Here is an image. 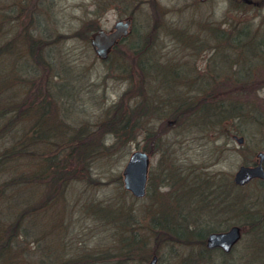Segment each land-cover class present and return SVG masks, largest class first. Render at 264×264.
<instances>
[{"label":"rangeland","instance_id":"374dc122","mask_svg":"<svg viewBox=\"0 0 264 264\" xmlns=\"http://www.w3.org/2000/svg\"><path fill=\"white\" fill-rule=\"evenodd\" d=\"M17 1L0 0V37L6 42L4 47L10 50L12 47L13 52L19 48L18 57L28 55L31 47L36 57L44 59L46 80L43 76L42 82L47 90L54 91L57 84H65V78L70 80L72 90L61 87L60 97L65 103L60 108L58 104L53 105V118L49 120L53 123L56 112L59 124L52 128L57 130L60 125L61 137L69 139L79 135L82 140L74 146L72 156L62 151L56 139L42 147L46 158L51 160L56 155L50 168L54 178L61 180L56 190L59 198L45 203L42 202L45 194L35 195L34 211L24 210L26 206L21 203L13 211L15 208L11 205L9 210L14 212L11 218L7 206L13 195L0 196L2 227L15 214L25 211L17 217L20 231L16 230L7 242L0 232V246L4 241V247L9 244L0 264H14V259L19 264H69L70 261L74 264H117L118 261L119 264H147L153 255L156 256L153 264H264V236L258 237L260 221H254L256 215L259 219L264 213V182H251L242 189L233 188L234 191L225 189L219 182L220 178L232 180L243 161L254 158L255 150L264 149V55L255 53L257 45L253 42L236 50L228 47V58L219 53L221 50L210 54L214 44L205 45L210 41L209 35L213 36L211 33L218 32V28L233 33L247 29L249 36L255 38L256 31L264 35V0H32L21 10ZM126 4L133 6L139 30L149 36L144 43L146 50L141 51L142 60L137 59L144 65L143 76L128 75L132 59L122 56L124 49H115V54L103 61L96 58L88 42L96 22L110 28L117 16L129 13ZM190 34H197L202 42L197 50L183 41ZM164 36H171L175 41L162 39ZM19 37H25L27 44L25 41L19 44ZM136 47L139 49L140 44ZM196 51L199 54L194 57L188 54ZM232 58L241 64L230 66ZM12 62L9 51L2 53L1 50L0 76L12 70ZM250 63L256 65L250 66ZM248 66L257 69L248 70L252 78L260 79L256 81L259 85L253 83L257 91L253 90L254 94L246 86L221 87L219 90L223 92L219 99L215 98L223 102V107L218 109L222 117L217 122L210 121L205 126L201 118L194 122L186 114L175 122L171 107L162 106L159 110L156 106L163 97L173 100L171 96L178 94L186 97L185 103L189 104L200 99L196 96L200 88L196 86H187L181 91L187 74L205 76L201 70L206 68L207 74L211 72L214 77V80L210 78L212 83L223 84L230 80L226 76L229 67L236 72L240 69L239 74ZM206 80L202 77V81ZM209 92L212 91L206 89L205 93ZM202 104L205 116L209 99ZM59 111H62L60 115ZM126 113L131 119L124 131L121 127ZM149 129L160 133V149L149 153L145 195L134 198L123 188L122 169L132 151L150 149L146 136ZM232 133L242 135L244 145L231 139ZM5 146L9 145H0V151H5ZM34 155L38 154L12 156L10 162L2 165L0 181L28 176L26 173L37 164ZM202 179L209 185L194 190ZM34 185L37 194L41 187L38 182ZM236 190L241 195L239 203L226 204L225 200L235 198ZM222 194L224 202L214 199L204 203V195L221 198ZM32 196L26 187L18 189L15 199L19 202ZM118 208L125 213L115 215ZM156 212H160V222L161 217H166L168 223L160 224V230L170 231L172 226L187 237L167 239L163 234L169 235L168 232L160 231V241L157 244L150 241L151 215ZM124 216L125 227L112 220L124 219ZM227 222L241 226L240 238L228 254L212 252L209 261L202 258L204 245L195 235L184 231L189 224L222 227ZM126 231L136 232L147 242L145 247L139 248L143 245L141 241L135 245L127 241L121 254ZM128 249L131 253L126 254ZM148 249L152 251L149 255Z\"/></svg>","mask_w":264,"mask_h":264},{"label":"trees","instance_id":"16d2710c","mask_svg":"<svg viewBox=\"0 0 264 264\" xmlns=\"http://www.w3.org/2000/svg\"><path fill=\"white\" fill-rule=\"evenodd\" d=\"M222 33L219 34L220 37L216 43H214L213 48L210 51V54L213 53L214 51H218L221 50L223 52H220L221 54H224L225 57H229L230 54L227 53L229 52L227 50L228 47H230L232 50H236V49H240L243 45L250 44L248 42H253L255 43V45H257V49H255L258 54H262L264 55V44L262 42H264V35L259 34L258 31H256V38L255 37H250L249 36V30L246 29V31L243 32H225V31H221ZM231 36H234V38H232ZM171 37V36H170ZM245 38H247L246 40H244ZM171 39H174L173 37H171ZM178 39V38H177ZM249 39V40H248ZM145 46H143V48L145 49ZM263 46V48H262ZM129 48H131L129 51L130 52H141L144 49L140 46L139 49H137L136 44H132L129 45ZM146 50V49H145ZM193 51V50H192ZM33 52V51H32ZM32 52L30 53L29 57H27V64H24V66H27L24 69H21L20 72L18 70V68H16V65L12 62L11 63V71L9 72H5L3 73L2 76H0V129L5 130V132L12 134V139L9 143H5L8 144L9 146H5L7 149H5V151H0V170H2V165L6 164L7 162H10L11 157L17 153V150L20 151V153L22 154H38L37 156H40L41 158L44 159H50L51 157H45L43 155L42 152V147L44 146V143L46 145H48L47 143L53 142V139L58 140L59 142L57 143L61 148L62 151L65 152V154L72 156L73 153V148L74 146L77 144V142H80L82 139L80 138L79 135H74L72 137H70L69 139L66 137H61V127L60 125L56 127L57 130H55L54 128H52L54 125L56 126L57 124H59L58 122V114L56 115V112L54 114V119H53V123L52 121H50L49 119H51V117L53 118V113L51 112V108L53 107L54 104H58V108H60L61 104L65 103V99L62 100V98L60 97V93H62L63 90H61V87L64 88L63 85L57 84L55 87V90L53 91H49L47 90V86H45V84L42 82L43 76L45 77L44 73L45 69L47 68V63H45V61H43L44 59H41L39 57H34ZM198 52V51H197ZM216 54V53H215ZM46 60V59H45ZM142 60V59H141ZM104 61V60H103ZM37 63V64H36ZM226 63V62H225ZM254 63V62H253ZM250 63V66L253 64ZM229 64L231 65H239L241 64L240 62L237 61V58H232L229 60ZM264 64V62H263ZM253 65H256L253 64ZM143 63L140 64L139 62H137V59L132 58V64L130 63V67H129V71H128V75L130 76H143ZM209 65H207L208 67ZM246 67V69L243 72H240L239 74L237 73L240 69L234 70L231 69L229 67L228 69V73H226V76L228 79L227 81H223V84L221 83V81H216L213 83H208L207 81H202V77L204 76H198L195 73H193L192 77H184V80L182 81V83H186L188 82L189 84L182 86L181 87V91L183 92L185 89L184 87H195V88H200L198 90H196L197 95L196 96H200L199 100H191L192 103H185V99L186 97L180 96L179 94L177 96H171L173 98H162L163 101H160V104H157L156 106H158L161 108L162 106H166V107H171V111L174 114L175 118L174 121H179L180 117L183 116V114L187 115L188 117H190L192 120L197 121L200 118L202 119V124H204L205 126L208 125V123L211 122H217V119H221V115L220 112L221 110H218L219 108L223 107V102L222 101H218L215 100V98H218L220 96V92H223L222 90H219L221 87L227 86L228 87H242L244 88L245 86L248 87L249 89H251L252 91L255 90L257 91V87L253 85L254 84H258L256 83V81L260 80L258 77L257 78H252L251 75L248 74V70L253 71V70H257L255 67ZM222 67V66H220ZM223 69V68H221ZM221 71V70H220ZM145 72H148V70H145ZM236 72L235 76H232L233 73ZM246 73V75H245ZM19 75L21 76V78L19 77ZM189 75V74H188ZM230 75V77H228ZM23 76H26L25 78H22ZM201 77V78H200ZM254 77V76H253ZM212 79L214 80V77L212 76H207V80L208 79ZM191 80V82H189L188 80ZM46 80V77H45ZM44 80V82H45ZM254 80V81H253ZM168 81V80H167ZM194 82V84H193ZM203 82H205V86H203ZM41 84H43L45 87H42ZM51 84V82L49 81V85ZM199 85V86H197ZM170 87V85L168 86ZM254 87V88H253ZM4 89H7L6 91H2ZM26 88V89H25ZM46 88V89H45ZM25 89V90H24ZM206 89H208L209 92L205 93ZM45 90L47 91V94H45ZM194 90V88L192 89ZM228 90V89H227ZM191 91V90H190ZM255 91L254 94H255ZM225 92V91H224ZM3 93V94H1ZM227 93V92H226ZM4 95V96H3ZM227 96V94H226ZM3 97H6L8 102L7 103H2L1 100H3ZM206 99H209L210 101V105H208V109H206L205 112V116H203L202 114H204V111L202 110V106L204 104H202V101H205ZM219 99V98H218ZM161 100V99H160ZM173 101V103H172ZM179 102V103H178ZM22 104H28L30 106V114L28 116H26L25 118L30 119L29 117H31L32 120H35V122H37L39 128L37 131H34L32 129V125L29 124L27 125L24 129H18V124L16 119L13 117V115H11L7 109L10 108L12 109V111L14 110L15 106L18 105H22ZM212 107H215V109H213ZM160 110V109H159ZM211 110V111H208ZM62 112V111H61ZM61 112H57L59 113V115L61 114ZM9 114V117H6V114ZM133 118H134V113H131ZM123 118L124 120V125L121 127V129H123L124 131H127L129 125L127 124L128 120L131 119V115L130 114H123ZM55 120V121H54ZM50 127V128H49ZM53 132H52V131ZM51 131V132H50ZM57 132L58 134H56L57 136L53 135L52 133ZM36 133V134H35ZM160 133H154L152 131L147 130L146 131V136L147 139L149 140V144H150V149L147 147L142 148L145 152H147L148 154L151 152H158L160 149V137H159ZM146 139V140H147ZM36 141V144L30 149V146H28V143L30 142V144H32L33 142ZM4 145V143L0 142V145ZM152 147V148H151ZM78 151V150H76ZM151 151V152H150ZM29 152V153H28ZM74 152V151H73ZM53 153V152H52ZM149 154V155H150ZM30 155V154H29ZM54 155V154H51ZM53 158H56L53 156ZM57 159V158H56ZM51 160V161H52ZM55 162V160H54ZM22 166L24 167V165L22 164ZM49 169L47 168L45 175H43L42 173L36 174L37 172L31 170L30 172L26 173L28 176H23V175H18L16 177H13L12 179L8 180V179H3L0 181V196L4 195H8V194H12L13 196L11 198V202L8 204L7 206V213H10V217L11 215H14V212H11L9 209L12 208L11 205L17 206L18 204L21 203V205H25L26 208L24 210H30V211H34L35 207H36V203H34L33 198L30 197L29 199H23L19 202H17L16 198V194L18 192V189H20V185L25 186L21 188H29L31 187V184L29 185L28 182L29 181H34L36 179V181H39L42 178H46L49 177L52 174L53 168L51 163H49ZM66 168V167H65ZM51 170V171H50ZM63 168L60 169V172H62ZM66 170V169H65ZM67 174L68 171H67ZM37 177V178H36ZM60 179H56L54 178V176L52 177V179L49 181L51 184H46L47 189L46 192H44L45 197L40 200H42V202L44 201L46 202H50L52 199H55L56 197L59 196V194L57 193V184L58 182H60ZM10 191V192H9ZM8 197V196H6ZM59 198V197H58ZM4 212V211H1ZM115 215L119 216L121 215V213H125V211H123V209H115ZM127 212V211H126ZM3 214V213H2ZM20 214V213H19ZM19 214H15V217L10 220L9 222H7L3 227V221H2V217L0 214V232L3 234L4 236V240H6L9 237H11L14 232L17 233V231H20V228L17 229V226L19 225L18 219L17 217L20 216ZM126 216H124V219H120V218H112V220H114L116 222V224L118 226H123V221L125 219ZM12 218V217H11ZM166 217H161V222H160V212H156L155 215H151V223H150V241H152L154 244H157L158 241H160V231H165L168 232L169 235H164L163 236L168 239V238H178V239H184L183 237H187L183 234V232L178 231V229H174L172 226H170V231H168L166 228H163V230H160V224L164 225V223H167V220L164 219ZM111 220V221H112ZM254 221H258V216L256 215ZM124 222V223H125ZM163 222V223H162ZM189 228H186L184 231H187L191 234V226L189 224ZM194 226V225H193ZM202 226V232L198 235H196L197 240L203 244V250H201V252L206 253V255L204 254V256H202V258H204L205 260L207 259L208 261L210 260V254H212V252H217L219 251L221 254L222 252L219 249H208L205 247V237L206 234L209 231H214L217 229H220V227H216V226H205V225H201ZM125 227V225L123 226ZM17 230V231H16ZM179 235V237H176V235ZM189 235V236H190ZM186 240H189L188 238ZM191 240V239H190ZM129 242V244L133 241L134 245L135 243L141 241L143 245H141L139 248H143L146 245V241L145 240H141V237L136 233V232H128L126 231V234L123 235V242L125 243L124 249L122 251H120L121 254H124V251L126 249V242ZM146 242V243H145ZM6 245L5 241L2 243L1 246ZM9 244H7L8 246ZM0 246V247H1ZM6 246V247H7ZM134 247V246H132ZM135 248H138L137 245L135 246ZM136 251V249H134ZM148 255L152 252L150 249ZM8 251V250H7ZM6 251V252H7ZM3 249H0V258L2 259V255H3ZM131 253V249H128L126 251V254ZM2 261V260H1ZM120 263V261H118ZM75 262L70 261L69 264H74ZM117 263V264H119Z\"/></svg>","mask_w":264,"mask_h":264},{"label":"flooded vegetation","instance_id":"af4514ba","mask_svg":"<svg viewBox=\"0 0 264 264\" xmlns=\"http://www.w3.org/2000/svg\"><path fill=\"white\" fill-rule=\"evenodd\" d=\"M125 6H126V9L129 11V13H124V15L117 16L116 19L114 20L113 25L110 28H108L107 26L101 25L99 23V21L96 22V27H95V29H93L91 31L90 36L88 38V42H89L90 46L92 47V49H93V46L91 45L92 33H94V32H100V31L103 32V33H101L99 35V38L97 40L98 43H103V42H105L104 34L112 33L116 29L117 30H120L119 37H117L115 39V41L108 47V49H107L106 54H105L104 57L99 56L97 54V52L94 50L95 48L93 49V52H94V55L96 56V58H98L100 60H108L110 57L113 56V54H115L114 53L115 52L114 51L115 49H119V50L120 49H124L125 52L122 54V56L125 59H132V58L140 59V60L142 59L141 56H143V52H138V53L130 52L129 50L131 48H129V45L130 44L131 45L132 44H140V46L143 48V46L145 45L144 43H147L148 42L149 36L147 35V33L146 34H143L139 30V26H138V23H137V21H138L137 20V16L135 15V13H133V10H132V7L133 6H129L128 4H126ZM122 17H124L125 19H123ZM119 22H120V24H119V26L117 28L116 27V24L119 23ZM124 22L126 23V25L123 24ZM217 30H219V31L218 32H215V33H213V32L211 33L213 36H210L209 35L210 41H206L205 45H212V44L216 43L218 40H220V39H218L220 37L219 34H221L222 33L221 31H224V29H219L218 28ZM236 32H243V30H240V31L237 30ZM158 34L160 35V32ZM188 36H185V38H183L184 43H186V44H192L191 47H195L196 50H197V48L200 47V44L202 43L200 40H198L199 37L197 36V34H195V35L190 34ZM231 37L235 39L234 36H231ZM158 38H160V36ZM161 38L162 39H165L166 38L168 40L175 41V39H171L170 36H164V37H161ZM206 39H207V37H206ZM203 42H205V41H203ZM196 45H198V46L196 47ZM188 54L190 56L194 57V56L198 55L199 53L197 54V51H196L195 54H192V53H188ZM205 64H208V62L206 61ZM201 74H204L205 75L204 77L206 79H207V76H212L211 72L207 74L206 68L204 70H201ZM187 76H189V75L187 74ZM206 81L208 83H211V80L210 79H208ZM189 82H191V81H189ZM183 84L186 85V83H183ZM230 136H231V139H233L236 142H238L239 145H241V146L244 145L245 140H244V137L242 135H237V134L232 133ZM239 137H241V140L238 141V138ZM258 152H264V149L255 150L254 151V155H253L254 158H252V159L249 158L248 160L243 161V163H241L240 165H247V166H254V165H256L258 163V156H257ZM262 166H263V169H264V159L262 161ZM233 175H234V173H233ZM233 175H232V179H233ZM251 182H256L257 184H260V183L264 182V180L261 179V178H258V177H252V178H250L248 181H246L243 184H236L233 181L232 184L234 185V187L232 186V191H234L233 188L242 189L243 187L249 185ZM222 192H224V191L222 190ZM239 192H240L239 190H236L235 191V194H234L235 196H233V198L234 197L235 198L233 200L226 201L225 198H224L225 203L226 204L230 203L232 205L235 204V203H239V201L241 199V197H240L241 195H239ZM254 193H256V192H254ZM205 194H206V192H205ZM204 196H206L204 200L205 201L208 200V202H213L214 199L219 200L220 203L221 202H224V201H222L224 195L221 198H219L218 196L215 197L216 195L214 197H212V196H209L208 197V195H204ZM225 197L228 198V194L227 195L225 194ZM262 201L264 202V196H262ZM258 220L260 221V222H258L259 223L258 237L259 236L260 237L261 236L263 237L264 236V230H262V233L260 232V230L262 228L264 229V213L261 214V217ZM233 225H235V226L238 227V230H239V237H238V239H239L240 238V235H241V232H242V228L236 222H231L230 224H228V222H227L225 226H222V227H220V229H217V231L216 230H214V231L215 232L225 231V230L229 229ZM209 232H213V231H209ZM238 239L235 242H237ZM218 249L223 254H228L229 251L231 250V248H230L228 251L225 252V251L221 250L220 248H218Z\"/></svg>","mask_w":264,"mask_h":264},{"label":"water","instance_id":"95a60500","mask_svg":"<svg viewBox=\"0 0 264 264\" xmlns=\"http://www.w3.org/2000/svg\"><path fill=\"white\" fill-rule=\"evenodd\" d=\"M120 22L116 24L118 28ZM126 25V23H123ZM120 30H115L112 33L104 34L105 42L98 43L99 35L103 32L92 33L91 44L95 51L101 57H104L108 47L120 35ZM241 137L238 138V141ZM258 163L254 166L240 165L235 171L233 180L237 184H243L252 177L264 179V169L262 161L264 152H258ZM149 164V155L140 149L132 151L122 169L123 188L128 190L134 197L140 198L144 196L146 190L147 168ZM239 237L238 227L233 225L225 231L209 232L206 236L205 244L208 248L220 247L223 251H228L233 243ZM156 256L153 255L147 264H153Z\"/></svg>","mask_w":264,"mask_h":264},{"label":"bare ground","instance_id":"6f19581e","mask_svg":"<svg viewBox=\"0 0 264 264\" xmlns=\"http://www.w3.org/2000/svg\"><path fill=\"white\" fill-rule=\"evenodd\" d=\"M31 1L32 0H26V1H24V0H18L17 1V5H19L18 7H19V9L21 10V9H24V5H26V7H27V4L30 2L31 3ZM1 38L2 37H0V51L2 50V53H5V51H9V53H10V56H12V60H13V63L16 65V68H18V70L17 71H20L21 69H24V68H26L27 66H24V64H27V57H29V55H30V53L32 52V49H31V47L27 50V52H28V55H25V56H22V55H20L19 57H18V55H17V53H16V51L19 49H16V51L15 52H13V50H12V47H11V50L10 49H7V48H5L4 46L6 45V42L5 41H3V40H1ZM17 40H19V44H20V42H22V41H25L26 42V40H25V37H23V39H22V37H19V39H17ZM26 44H27V42H26ZM8 45H11L12 46V44L10 43V44H8ZM27 46V45H26ZM41 45H38L37 47H40ZM12 52V53H11ZM32 54H33V56L34 57H36V54H35V51L34 52H32ZM35 54V55H34ZM42 59V58H41ZM37 64V63H36ZM69 81L70 80H67L66 78L64 79V82H65V84H63L67 89H71V87L72 86H70V84H69ZM7 89H4L3 88V90L2 91H6ZM72 90V89H71ZM1 94H3V93H1ZM4 96V95H3ZM1 102L2 103H7L8 102V100H7V98L6 97H3V100H1ZM7 111L11 114V115H13V117L16 119V121H17V124H18V129H21V128H25L27 125H29V124H33L31 127H32V129L34 130V131H37L38 130V128H39V126L37 125L38 123L37 122H35V120H32L31 119V117H29L30 119H27V118H25L26 116H28L29 114H30V112H31V110H30V106L28 105V104H22V105H18V106H15L14 107V110L12 111V109H10V108H8L7 109ZM6 117H9V114L7 113L6 114ZM36 134V133H35ZM12 134H10V133H7V132H5V130H2V129H0V142L1 143H9L11 140H13L12 139ZM36 144V141L35 142H33L32 144H30V146H31V148L34 146ZM29 153V152H28ZM30 154V156L32 157V153H29ZM23 156V154L22 153H20V151L19 150H17V156ZM59 157V156H58ZM34 160H36L37 161V164H35V166H34V168H33V171H35V172H37V173H42L43 175H45V173H46V170H47V168L49 169V163H53L50 159H44V158H41L40 156H37V155H34ZM149 165V164H148ZM31 166H32V164H31ZM147 170H148V168H147ZM53 177V175H51V176H49V177H46V178H42V179H40L39 181H36V180H38V179H36V180H34V181H29L28 182V184L30 185L31 184V187H30V190L32 191V193H33V196H32V198H35V195H37V196H40L41 194H42V196L44 195V192H46V189H47V186H46V184L51 180L50 178H52ZM147 178H148V175L146 176ZM220 177H218V179H219ZM259 178V177H258ZM201 181V183H198L197 185H195V187H194V190H195V188H199L200 186H203V188H205V187H207L208 185H209V183H206L207 182V180H204V179H202V180H200ZM234 180L232 179V180H228L227 179V181L226 180H224L223 178H220V180H219V182L223 185V187L225 188V189H227L228 190V188L229 189H231L232 188V182H233ZM36 182H38L39 184H40V187H41V189L39 190V193H37V194H35L36 193V191H37V189H36V187H35V183ZM237 184V183H236ZM146 186H147V179H146ZM20 189H22L21 187H20ZM154 197V196H153ZM154 198H156V199H158L157 197H154ZM204 203H206V201L204 200ZM208 204V203H207ZM18 206V205H17ZM17 206H14V210L13 211H15L16 209H17ZM23 206H25V205H23ZM24 212L25 211H23V212H21L20 214H24ZM191 234L192 235H198V234H200L201 232H202V226L201 225H199V226H192V228H191ZM234 245V244H233ZM233 245L231 246V249H232V247H233ZM2 247V249H3V252L5 253V255H6V250H7V247H4V246H1ZM13 252V251H12ZM4 253H3V255L2 256H5L4 255ZM8 254V253H7ZM206 254V253H205ZM203 256H204V254H203ZM2 263H3V260H2ZM13 263L14 264H19L20 262H19V260H13Z\"/></svg>","mask_w":264,"mask_h":264}]
</instances>
